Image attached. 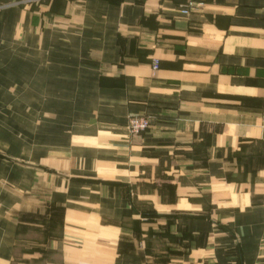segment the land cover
<instances>
[{"label":"crops","instance_id":"crops-1","mask_svg":"<svg viewBox=\"0 0 264 264\" xmlns=\"http://www.w3.org/2000/svg\"><path fill=\"white\" fill-rule=\"evenodd\" d=\"M0 99V264H264V0H0Z\"/></svg>","mask_w":264,"mask_h":264},{"label":"rangeland","instance_id":"rangeland-1","mask_svg":"<svg viewBox=\"0 0 264 264\" xmlns=\"http://www.w3.org/2000/svg\"><path fill=\"white\" fill-rule=\"evenodd\" d=\"M32 100H9V99H0V107L3 109H0L2 115L0 117H4L5 121H10V122H26L30 121L31 123H36L39 120L38 116V100L35 99L34 106L31 104ZM13 102V104L11 103ZM25 105V106H24ZM14 106L20 107L15 109L14 113H11L9 110H14ZM22 106V107H21ZM31 108V110L27 111L26 109ZM10 113H6V112ZM3 120H0V123ZM38 126V123H37ZM26 254L25 248L22 246L19 247V250L16 254V260L14 264H38V260H32L29 258H25Z\"/></svg>","mask_w":264,"mask_h":264},{"label":"built area","instance_id":"built-area-1","mask_svg":"<svg viewBox=\"0 0 264 264\" xmlns=\"http://www.w3.org/2000/svg\"><path fill=\"white\" fill-rule=\"evenodd\" d=\"M31 2H39L41 0H26ZM194 7V4H191L187 10H183V14H188L190 9ZM154 70L159 68V62L155 61L153 65ZM152 118L149 116H131L128 119L126 131L129 136H138L147 131L151 126Z\"/></svg>","mask_w":264,"mask_h":264}]
</instances>
